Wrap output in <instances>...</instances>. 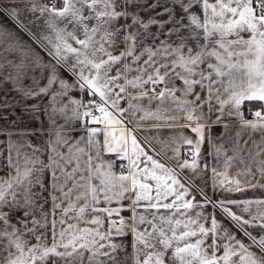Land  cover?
Wrapping results in <instances>:
<instances>
[{
  "label": "snow or ice",
  "instance_id": "obj_1",
  "mask_svg": "<svg viewBox=\"0 0 264 264\" xmlns=\"http://www.w3.org/2000/svg\"><path fill=\"white\" fill-rule=\"evenodd\" d=\"M25 7L44 31L0 2L31 41L0 27V112L48 138L0 115V264H264V0Z\"/></svg>",
  "mask_w": 264,
  "mask_h": 264
},
{
  "label": "crops",
  "instance_id": "obj_2",
  "mask_svg": "<svg viewBox=\"0 0 264 264\" xmlns=\"http://www.w3.org/2000/svg\"><path fill=\"white\" fill-rule=\"evenodd\" d=\"M0 2H2L3 4H6L8 6H16L17 8H19L21 10V13H20V16H19V19L22 23L24 24H27L28 27L30 28V30L32 32H40V31H44V21L43 19H40V20H37L36 17L39 16V13H31L27 10V8L25 7V0H0ZM42 2H45V0H42ZM151 2V0H150ZM0 27H3L7 30H12L14 31L15 33H17V35H19L20 37H22L23 40H26L28 41L29 43H31V41L29 40V37L27 35L26 32L22 31L20 29V27L17 25L16 23V20L13 19L12 17H10L9 15H7L6 13L4 12H0ZM35 47V45H33ZM7 72V69L5 70ZM11 88V84H8L4 87L3 90H0V96H4L6 93H7V96L10 100H12L13 102H15V100H19V96L17 93H14V92H11V91H8V89ZM36 101H27L26 103L28 104H31V103H35ZM45 103L47 102V99L45 98ZM260 107V104L256 103V102H245V104L243 105V110L244 112L246 113V116L248 119H251V115H247L248 113V109L251 108L252 111H255L257 108ZM15 111L16 113V116H21L23 115L21 113V109L20 107H15L14 109H5L3 112H0V115H8V120L11 121V120H15L16 119V116H13V115H10V113L12 111ZM215 117H213L214 119ZM23 119L24 121L27 123V126L30 127V128H34V129H39L41 127V121L43 122V128H44V136H43V139H47V129H48V121H47V118L45 116H43L41 114L40 116V120L37 121V120H33L31 119L28 115H23ZM64 121L62 119H58L57 120V123L58 124H62ZM8 121H4L2 119H0V125H5L7 124ZM20 127H23L24 125L21 124L19 125ZM235 129H233L234 131ZM65 131H68V129H65ZM223 131V128L220 127V126H214L213 129H212V133H213V136L216 137L220 134V132ZM184 132L186 135H193L190 130L188 129H184ZM81 133L79 131L77 132H74L73 135H80ZM176 133H173V132H170L168 130H165L163 133H162V136L163 137H167L169 135H175ZM255 139H259V134H256ZM0 139H3L2 137H0ZM34 139V138H33ZM216 143H220L219 140H216L215 141ZM209 151V146L207 143L204 144L203 146V152L205 154V156L207 157V153ZM207 159L209 161H211V157H207ZM117 167H119L117 165ZM233 171H235V169H233ZM205 178L207 179V174L205 176ZM199 183V181H198ZM46 195V194H45ZM245 196L247 197H252V196H264V192H261L259 190H256L255 192H252V191H249L248 193L245 194ZM50 202L49 204H47L45 206V209L47 210L48 208H50ZM210 210V209H209ZM122 215L124 216H129L130 213L125 211L122 213ZM37 216H39V214H37ZM217 218L220 219V216H219V213H217ZM223 223H225L226 225H228V222L227 221H222ZM239 236V233L237 234ZM126 241L129 245L128 249H127V252H131V236H128L126 238ZM35 241L33 240V243ZM211 241L209 240V243ZM247 239L245 238V243H247ZM129 264H131V261L129 260Z\"/></svg>",
  "mask_w": 264,
  "mask_h": 264
},
{
  "label": "built area",
  "instance_id": "obj_3",
  "mask_svg": "<svg viewBox=\"0 0 264 264\" xmlns=\"http://www.w3.org/2000/svg\"><path fill=\"white\" fill-rule=\"evenodd\" d=\"M45 2H48V0H45ZM57 6L60 7V6H62V5H61V4H58Z\"/></svg>",
  "mask_w": 264,
  "mask_h": 264
}]
</instances>
